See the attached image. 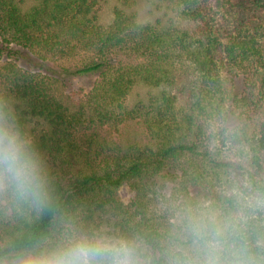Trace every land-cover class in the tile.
I'll use <instances>...</instances> for the list:
<instances>
[{
  "label": "trees",
  "instance_id": "16d2710c",
  "mask_svg": "<svg viewBox=\"0 0 264 264\" xmlns=\"http://www.w3.org/2000/svg\"><path fill=\"white\" fill-rule=\"evenodd\" d=\"M0 94L65 221L138 235L172 264L190 249L183 210L207 201L264 254V0H0ZM63 227L0 200V256Z\"/></svg>",
  "mask_w": 264,
  "mask_h": 264
},
{
  "label": "clouds",
  "instance_id": "9594fccd",
  "mask_svg": "<svg viewBox=\"0 0 264 264\" xmlns=\"http://www.w3.org/2000/svg\"><path fill=\"white\" fill-rule=\"evenodd\" d=\"M5 199L50 215L64 227L54 237L0 256V264H152L140 236L64 220L35 138L22 125L15 101L0 94V200ZM181 222L190 249L172 264H264V254L254 251L247 237L243 217L197 201L183 210Z\"/></svg>",
  "mask_w": 264,
  "mask_h": 264
},
{
  "label": "rangeland",
  "instance_id": "374dc122",
  "mask_svg": "<svg viewBox=\"0 0 264 264\" xmlns=\"http://www.w3.org/2000/svg\"><path fill=\"white\" fill-rule=\"evenodd\" d=\"M110 6L111 5H107V4L104 5V8H103V12H104V14H103V20L104 21H108V19H109ZM137 9H138V11L140 13V16L142 18L149 19V18L152 17V15H149V13H148L149 8H148V6L146 5L145 2L140 1L139 4H138V6H137ZM240 79L241 78H237L235 80V85L240 86L242 84V82H241ZM120 195H121V198L123 199V201H125V202L130 201V199L133 197V193L130 191L129 187H127V186H124L121 189Z\"/></svg>",
  "mask_w": 264,
  "mask_h": 264
}]
</instances>
